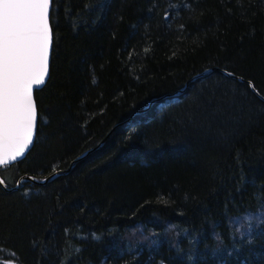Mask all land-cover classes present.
<instances>
[{
    "label": "trees",
    "instance_id": "1",
    "mask_svg": "<svg viewBox=\"0 0 264 264\" xmlns=\"http://www.w3.org/2000/svg\"><path fill=\"white\" fill-rule=\"evenodd\" d=\"M49 24L0 264H264V216L235 222L264 210V0H54Z\"/></svg>",
    "mask_w": 264,
    "mask_h": 264
},
{
    "label": "snow or ice",
    "instance_id": "2",
    "mask_svg": "<svg viewBox=\"0 0 264 264\" xmlns=\"http://www.w3.org/2000/svg\"><path fill=\"white\" fill-rule=\"evenodd\" d=\"M53 2L0 0V167L23 157L34 143L33 85L43 84L48 72Z\"/></svg>",
    "mask_w": 264,
    "mask_h": 264
},
{
    "label": "water",
    "instance_id": "3",
    "mask_svg": "<svg viewBox=\"0 0 264 264\" xmlns=\"http://www.w3.org/2000/svg\"><path fill=\"white\" fill-rule=\"evenodd\" d=\"M49 26H50V24H49ZM51 47H52V40H51V44H50V47H49V56H48V72H47V75H46V77H45V82L47 81V78H48V76H49V67H50V57H51ZM210 70H206V71H204V72H202L201 74H198L197 76H195V77H198V76H202V75H205L206 73H208ZM39 72V68H36L35 70H34V74H37ZM195 77H193L192 79H194ZM45 82L43 83V84H41V85H39V86H37V85H33V93H32V97H33V100H34V91L35 90H37V89H39V88H41L44 84H45ZM181 91V90H180ZM34 102H35V100H34ZM145 108H147V107H145ZM144 108V109H145ZM37 112V111H36ZM36 125H37V121H36ZM36 125H35V130H36ZM34 137H35V132H34ZM89 152V151H88ZM0 153H2V146H0ZM27 153V152H26ZM87 153V151L86 152H84L83 154H81L80 156H78V157H76L74 160H72V162L70 163V166H69V168L78 160V159H80L84 154H86ZM25 156V155H24ZM23 156V157H24ZM23 157H21V158H23ZM21 158H18L16 161H18V160H20ZM13 162H15V161H10L8 164H11V163H13ZM69 168H67L66 170H59V171H56L55 173H52V174H50V175H48L47 176V179H42V180H37V179H34V178H31V177H28V176H23V177H21L18 181H20V183L19 184H17L16 185V187L15 188H17V187H19L20 186V184H21V181L22 180H27V181H31V182H33V183H35V184H41V183H44V182H46V181H48V180H50L51 178H53V177H55L56 175H58V174H61V173H65ZM1 179V178H0ZM2 187H4V185H1Z\"/></svg>",
    "mask_w": 264,
    "mask_h": 264
},
{
    "label": "rangeland",
    "instance_id": "4",
    "mask_svg": "<svg viewBox=\"0 0 264 264\" xmlns=\"http://www.w3.org/2000/svg\"><path fill=\"white\" fill-rule=\"evenodd\" d=\"M262 216H264V210L258 212L257 214L244 216V217L238 219L235 222H236L237 226L239 227V229L246 226L245 227L246 228L245 230H248L249 223L250 222H256V221L260 220ZM8 264H13V263H10L9 262Z\"/></svg>",
    "mask_w": 264,
    "mask_h": 264
},
{
    "label": "bare ground",
    "instance_id": "5",
    "mask_svg": "<svg viewBox=\"0 0 264 264\" xmlns=\"http://www.w3.org/2000/svg\"><path fill=\"white\" fill-rule=\"evenodd\" d=\"M85 155V154H84Z\"/></svg>",
    "mask_w": 264,
    "mask_h": 264
}]
</instances>
